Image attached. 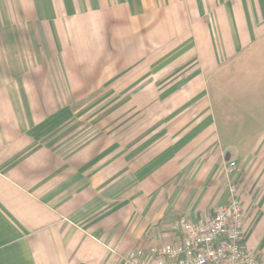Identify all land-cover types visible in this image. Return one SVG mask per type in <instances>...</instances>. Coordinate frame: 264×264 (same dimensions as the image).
<instances>
[{
	"label": "crops",
	"instance_id": "0c3cea01",
	"mask_svg": "<svg viewBox=\"0 0 264 264\" xmlns=\"http://www.w3.org/2000/svg\"><path fill=\"white\" fill-rule=\"evenodd\" d=\"M213 37L228 54L264 39V0H0V264H123L133 249L178 242L179 219L225 203L202 142L159 144L143 168L123 172V158L138 164L150 147L119 141V172H91V160L76 172L74 156L60 163L37 139L43 128L27 123L36 117L28 102L71 98L56 87L59 68L114 60L104 69L121 73L182 38ZM244 115L260 117L264 173V108ZM257 211L245 217L246 245L264 264V190Z\"/></svg>",
	"mask_w": 264,
	"mask_h": 264
},
{
	"label": "rangeland",
	"instance_id": "374dc122",
	"mask_svg": "<svg viewBox=\"0 0 264 264\" xmlns=\"http://www.w3.org/2000/svg\"><path fill=\"white\" fill-rule=\"evenodd\" d=\"M224 49V38H182L164 51L142 54L121 73L104 69L106 61L112 67L114 60H103L98 68L75 61L70 70H57L56 87L72 92L71 98L28 102L36 117H28L27 123L43 128L37 139L46 150L54 148L60 163L74 156L76 172L83 171L88 160L93 162L91 172L100 167L119 172L114 155L119 141L146 142L150 147L148 154L139 155L138 164L123 158V172L143 168L162 151L159 144L202 142L203 162L217 164L214 178L224 182L225 203L228 186L235 185L246 219L257 220L264 173L259 133L253 130L260 117L244 113L264 108V39L240 54ZM145 149L140 147L138 153Z\"/></svg>",
	"mask_w": 264,
	"mask_h": 264
},
{
	"label": "built area",
	"instance_id": "2783aa9c",
	"mask_svg": "<svg viewBox=\"0 0 264 264\" xmlns=\"http://www.w3.org/2000/svg\"><path fill=\"white\" fill-rule=\"evenodd\" d=\"M229 195L208 218L179 219L174 226L178 242L133 249L123 264H263L247 248L245 209L235 185H230Z\"/></svg>",
	"mask_w": 264,
	"mask_h": 264
}]
</instances>
